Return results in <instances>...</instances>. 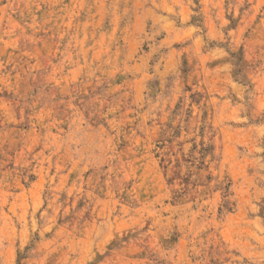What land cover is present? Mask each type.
Returning a JSON list of instances; mask_svg holds the SVG:
<instances>
[{"label":"rangeland","instance_id":"rangeland-1","mask_svg":"<svg viewBox=\"0 0 264 264\" xmlns=\"http://www.w3.org/2000/svg\"><path fill=\"white\" fill-rule=\"evenodd\" d=\"M0 264H264V0H0Z\"/></svg>","mask_w":264,"mask_h":264}]
</instances>
